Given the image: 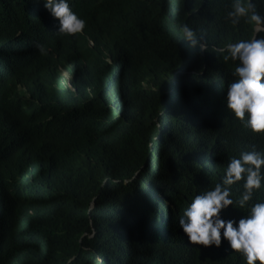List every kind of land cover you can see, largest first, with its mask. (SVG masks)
<instances>
[{"label": "trees", "instance_id": "trees-1", "mask_svg": "<svg viewBox=\"0 0 264 264\" xmlns=\"http://www.w3.org/2000/svg\"><path fill=\"white\" fill-rule=\"evenodd\" d=\"M67 2L78 34L42 0H0V264H246L223 237L190 244L179 219L230 159L264 153L226 108L238 62L223 59L264 28L231 24V0ZM242 185L223 219L264 202L262 179L240 208Z\"/></svg>", "mask_w": 264, "mask_h": 264}, {"label": "clouds", "instance_id": "clouds-1", "mask_svg": "<svg viewBox=\"0 0 264 264\" xmlns=\"http://www.w3.org/2000/svg\"><path fill=\"white\" fill-rule=\"evenodd\" d=\"M42 2L49 14L58 20L59 33L74 35L84 29V19L70 9L67 0ZM225 17L233 25L245 18L258 30L264 28V16L256 11L252 0H231ZM181 32L190 46L202 48L200 38L188 24L182 25ZM35 47L41 54L45 53L43 45ZM230 58L238 63L233 72L234 82L227 87L226 108L253 133L264 132V36L228 43L223 59ZM150 158H154V150ZM262 166L264 153L254 147L242 151L238 158L230 159L221 182L192 199L179 219V227L190 244L218 248L223 237L231 250L243 254L246 264L256 261L264 264V202L252 204L249 213L238 220H225L220 215L222 210L234 206L229 188L234 183L243 180V192L235 201L240 208L252 200L253 192L260 189L264 179Z\"/></svg>", "mask_w": 264, "mask_h": 264}, {"label": "rangeland", "instance_id": "rangeland-1", "mask_svg": "<svg viewBox=\"0 0 264 264\" xmlns=\"http://www.w3.org/2000/svg\"><path fill=\"white\" fill-rule=\"evenodd\" d=\"M260 29H263V28H260ZM63 74L66 76L67 80L69 81L70 80V76L66 72H63Z\"/></svg>", "mask_w": 264, "mask_h": 264}, {"label": "bare ground", "instance_id": "bare-ground-1", "mask_svg": "<svg viewBox=\"0 0 264 264\" xmlns=\"http://www.w3.org/2000/svg\"><path fill=\"white\" fill-rule=\"evenodd\" d=\"M53 51V50H52ZM62 74V73H61ZM169 121H170V119H169ZM211 156H212V154H210ZM208 175V174H207ZM171 217H172V215H171Z\"/></svg>", "mask_w": 264, "mask_h": 264}]
</instances>
